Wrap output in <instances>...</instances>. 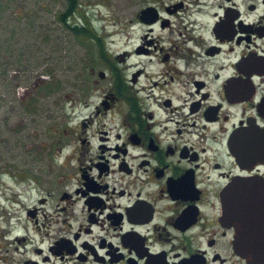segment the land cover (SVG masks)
<instances>
[{
    "label": "flooded vegetation",
    "instance_id": "obj_1",
    "mask_svg": "<svg viewBox=\"0 0 264 264\" xmlns=\"http://www.w3.org/2000/svg\"><path fill=\"white\" fill-rule=\"evenodd\" d=\"M126 9L80 74L2 56L0 264H264V0Z\"/></svg>",
    "mask_w": 264,
    "mask_h": 264
},
{
    "label": "rangeland",
    "instance_id": "obj_2",
    "mask_svg": "<svg viewBox=\"0 0 264 264\" xmlns=\"http://www.w3.org/2000/svg\"><path fill=\"white\" fill-rule=\"evenodd\" d=\"M78 1V11L69 19L72 25L82 27L86 13L97 28L105 26L110 35L116 31L113 23L117 22V13L122 11L126 19L128 0ZM67 3L68 0H0V69L2 56L9 55L8 59L24 68L52 66L58 76L80 74L83 36L69 30L59 19Z\"/></svg>",
    "mask_w": 264,
    "mask_h": 264
},
{
    "label": "trees",
    "instance_id": "obj_3",
    "mask_svg": "<svg viewBox=\"0 0 264 264\" xmlns=\"http://www.w3.org/2000/svg\"><path fill=\"white\" fill-rule=\"evenodd\" d=\"M79 1L78 0H68L67 7L64 12L59 15L60 21L68 27L69 30L77 33L78 36H83V27L80 26H69L67 23L68 18L73 17L78 11Z\"/></svg>",
    "mask_w": 264,
    "mask_h": 264
},
{
    "label": "water",
    "instance_id": "obj_4",
    "mask_svg": "<svg viewBox=\"0 0 264 264\" xmlns=\"http://www.w3.org/2000/svg\"><path fill=\"white\" fill-rule=\"evenodd\" d=\"M246 223H247V221H241L240 222V224L242 225V228L243 229H247L248 231H250L251 230V228H250V226L249 225H247V228H246ZM243 229H240V233H242V232H244L245 230H243ZM257 229V228H256ZM256 245H259V243H257ZM255 255H264V254H261V253H259V252H256V253H254Z\"/></svg>",
    "mask_w": 264,
    "mask_h": 264
}]
</instances>
